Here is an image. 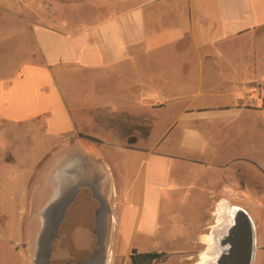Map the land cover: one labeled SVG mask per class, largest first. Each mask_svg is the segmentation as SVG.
Wrapping results in <instances>:
<instances>
[{"label": "crops", "instance_id": "obj_1", "mask_svg": "<svg viewBox=\"0 0 264 264\" xmlns=\"http://www.w3.org/2000/svg\"><path fill=\"white\" fill-rule=\"evenodd\" d=\"M91 3L93 17L83 21L77 14L73 22L55 11L47 13L42 0H0V134L30 128L33 120L41 119L42 131L60 147H67V137L76 135L74 144L79 150L91 154V143L104 150L97 163L101 176L89 186L107 205L110 195H117L127 181L125 168L118 163L114 170L105 150L140 157L141 205L131 210L132 218L127 210L120 216L121 233L132 238L134 229L146 234L154 230V215L140 213L172 179L175 158L167 143L178 133L181 147L200 150L204 139L188 124L191 112L222 109L218 103H202L198 92L188 97L183 87L186 76L200 84L202 67L208 64L205 76L209 83L213 81L211 70L236 67L230 57L237 59L243 49L237 41L264 26V0ZM169 68L179 72V82L174 83L176 74ZM219 89L223 97V88ZM177 106V120L174 117L154 138L153 112ZM144 133L148 145H143ZM29 154L24 143L0 139L1 213L11 210L10 198L16 190L25 192L29 171L25 157ZM72 165L70 179L78 183L79 158ZM38 179L33 195L45 206L58 186L48 183L52 178L45 172ZM54 179L67 181L58 172ZM41 193L43 198L37 196ZM5 228L9 229L0 222V264L16 255Z\"/></svg>", "mask_w": 264, "mask_h": 264}, {"label": "rangeland", "instance_id": "obj_2", "mask_svg": "<svg viewBox=\"0 0 264 264\" xmlns=\"http://www.w3.org/2000/svg\"><path fill=\"white\" fill-rule=\"evenodd\" d=\"M42 1L46 3L47 13L55 11L59 17L68 16L73 22L77 14L83 21L93 17V0ZM237 44L242 51L237 59L230 57L236 67L208 72L213 83H208L205 76L208 64L202 67L200 84L190 82L186 76L183 87L188 97L198 92L202 103H218L222 109L191 112L188 124L196 127L204 139L200 150L181 147L178 133L167 143V150L175 158L172 179L140 213L143 217L154 215L151 233L134 229L132 238L121 233L123 210L130 211L132 218L131 210L141 205V159L133 152L127 155L105 150L107 163L114 170L118 163L124 167L127 181L117 195H110L107 209L100 207L89 190V184L101 176L97 163L104 157V150L95 149L92 143L88 148L91 154L79 150L74 144L76 135H69L67 147H60L54 137L42 131L41 119L33 120L30 128L0 134V139L24 143L30 151L25 157L29 170L24 181L25 192L16 190L10 198L11 210L0 212V222L9 227L4 231L13 239L16 250L14 259H8L7 264L13 260L15 264H132L129 257L132 248L164 252L152 264H195L206 245L200 236L207 234L214 223L215 207L220 201L240 205L252 216L256 228L253 264H264V26L252 36L241 37ZM167 71L176 74L174 83L179 82L178 71L170 68ZM218 84L223 88V97ZM178 109L177 106L153 112L156 116L154 138L172 122ZM148 140L144 133L143 145H148ZM78 158L80 181L73 183L69 172L74 169L73 160ZM43 172L52 178L48 182L51 186L67 184L65 194L47 211L33 195ZM56 172L67 181L55 180ZM17 204L24 211H18ZM64 207L62 219L55 228ZM95 210H98L96 214ZM44 223L46 229H42Z\"/></svg>", "mask_w": 264, "mask_h": 264}, {"label": "water", "instance_id": "obj_3", "mask_svg": "<svg viewBox=\"0 0 264 264\" xmlns=\"http://www.w3.org/2000/svg\"><path fill=\"white\" fill-rule=\"evenodd\" d=\"M66 186L67 184L65 183L58 186L61 191L59 194L60 196L55 200H53L54 196L52 197L44 206L46 211L53 206L55 201L65 194ZM64 210L65 207L60 210L59 220L55 228H57L58 223L62 219ZM46 228V223H44L42 229ZM40 233H42V230ZM223 233L224 234L217 239L219 253L215 260V264H252L255 254V231L252 219L246 209L240 205H231L230 222Z\"/></svg>", "mask_w": 264, "mask_h": 264}, {"label": "bare ground", "instance_id": "obj_4", "mask_svg": "<svg viewBox=\"0 0 264 264\" xmlns=\"http://www.w3.org/2000/svg\"><path fill=\"white\" fill-rule=\"evenodd\" d=\"M60 192H61L60 187H58L53 200H55L60 196L59 195ZM230 213H231V204L226 203L224 201H220L217 203L214 211V215H215L214 223L210 225L207 234L205 235L202 234L200 236L201 241L204 242L206 245L203 251L199 254V260L195 264H215V260L219 253V245L217 239L220 238L222 234H224L223 232L225 231L227 225L230 222ZM250 217L254 225V231L256 236L255 223L251 215Z\"/></svg>", "mask_w": 264, "mask_h": 264}, {"label": "trees", "instance_id": "obj_5", "mask_svg": "<svg viewBox=\"0 0 264 264\" xmlns=\"http://www.w3.org/2000/svg\"><path fill=\"white\" fill-rule=\"evenodd\" d=\"M164 255L162 251H137L135 248L131 249L129 254L132 264H152L156 259Z\"/></svg>", "mask_w": 264, "mask_h": 264}, {"label": "flooded vegetation", "instance_id": "obj_6", "mask_svg": "<svg viewBox=\"0 0 264 264\" xmlns=\"http://www.w3.org/2000/svg\"><path fill=\"white\" fill-rule=\"evenodd\" d=\"M89 190L91 191V195H92V197L95 198V199L99 202L100 207H101V206H105V207H107V209H108V205L106 204V202L103 201V200H101V199H99V197L96 196V194L93 192V190H92L91 187H89ZM107 211H108V210H107ZM95 214H96V211H95Z\"/></svg>", "mask_w": 264, "mask_h": 264}]
</instances>
